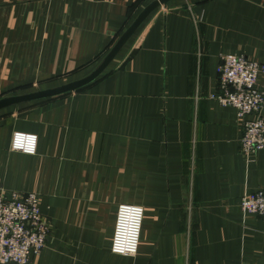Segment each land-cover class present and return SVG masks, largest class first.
Returning <instances> with one entry per match:
<instances>
[{
    "label": "crops",
    "instance_id": "obj_1",
    "mask_svg": "<svg viewBox=\"0 0 264 264\" xmlns=\"http://www.w3.org/2000/svg\"><path fill=\"white\" fill-rule=\"evenodd\" d=\"M152 1L0 0V99L88 75ZM222 54L264 64V0H168L89 84L0 109V191L35 192L48 227L26 264H264L239 206L264 148L246 163L211 97ZM121 203L144 211L134 255L110 250Z\"/></svg>",
    "mask_w": 264,
    "mask_h": 264
},
{
    "label": "built area",
    "instance_id": "obj_2",
    "mask_svg": "<svg viewBox=\"0 0 264 264\" xmlns=\"http://www.w3.org/2000/svg\"><path fill=\"white\" fill-rule=\"evenodd\" d=\"M218 92L211 95L221 105L234 108L241 119L240 154L246 163L264 148V64L243 55L222 54L217 67ZM254 115V118H248ZM244 214L264 220V187L241 196ZM143 208L121 203L117 207L110 244L114 254L134 255L138 248ZM48 227L42 220L35 192L0 191V262L26 264L32 253L45 246Z\"/></svg>",
    "mask_w": 264,
    "mask_h": 264
},
{
    "label": "water",
    "instance_id": "obj_3",
    "mask_svg": "<svg viewBox=\"0 0 264 264\" xmlns=\"http://www.w3.org/2000/svg\"><path fill=\"white\" fill-rule=\"evenodd\" d=\"M168 0H154L149 3L134 19V21L128 26V28L120 35V37L116 40L112 48L107 52L101 62L96 66V68L89 73L88 75L53 87L43 90H37L25 94H19L14 96H8L0 99V109L11 105L16 104L22 101L28 100H36L47 97H52L56 95H60L63 93L71 92L77 90L85 85L89 84L93 80H95L107 67V65L112 61V59L116 56V54L120 51L124 43L128 40V38L132 35V33L136 30V28L145 20V18L159 5L165 4Z\"/></svg>",
    "mask_w": 264,
    "mask_h": 264
}]
</instances>
